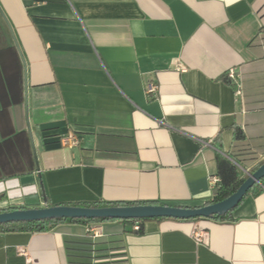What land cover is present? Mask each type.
<instances>
[{"label": "crops", "instance_id": "crops-1", "mask_svg": "<svg viewBox=\"0 0 264 264\" xmlns=\"http://www.w3.org/2000/svg\"><path fill=\"white\" fill-rule=\"evenodd\" d=\"M0 5L28 76L26 87L0 14V211L201 206L217 190L218 153L240 177L264 162V0ZM70 134L77 145L64 143ZM101 223L99 237L75 222L0 232V264H264V186L226 219H151L142 233L135 220Z\"/></svg>", "mask_w": 264, "mask_h": 264}, {"label": "water", "instance_id": "water-1", "mask_svg": "<svg viewBox=\"0 0 264 264\" xmlns=\"http://www.w3.org/2000/svg\"><path fill=\"white\" fill-rule=\"evenodd\" d=\"M0 14L6 22L15 44L25 65V81L28 86L27 64L14 28L0 5ZM264 178V162L254 171L250 172L236 192L227 198L207 203L201 206H179L158 203L112 205L102 207H89L81 205L57 204L45 207L15 208L0 211V224L18 221H32L56 218H113V219H144V218H215L234 209L249 192V190Z\"/></svg>", "mask_w": 264, "mask_h": 264}, {"label": "trees", "instance_id": "trees-1", "mask_svg": "<svg viewBox=\"0 0 264 264\" xmlns=\"http://www.w3.org/2000/svg\"><path fill=\"white\" fill-rule=\"evenodd\" d=\"M235 134H236V139H238V140L245 138V135L241 129H237ZM233 159L235 161L237 160L236 158H233ZM261 164L262 163H259L255 167H253L251 172H254ZM217 169H218L217 174L220 176L221 182L219 184V187L216 190L214 198L209 203L217 202V201H220V200L227 198L228 196H230L231 194L236 192L237 189L240 187V185L246 179V177H240V171H239V168L236 165V163H234L232 159L224 156L221 153H218V155H217ZM260 186H264V178H262L260 183L255 184L249 190V192L260 187ZM246 195H245V197H246ZM243 199H242V201H243ZM148 203H154V202H148ZM130 204H135V203H124V202H106V203H103V202H100V203H92V204L87 203V204H69V205L102 207V206L130 205ZM234 209L230 210L226 214L216 216L215 218L226 219L227 217L230 216L231 212ZM151 219H162V218L136 219V220L140 221V229L133 230V231L142 233L144 231L143 223L145 221L151 220ZM195 219H199V218H195ZM112 220L128 221L129 219H113V218H107V217H101V218H56V219H41V220H32V221L8 222V223L0 224V232H22V231L42 232V231L50 230L52 227H54L55 225H57L61 222H75V223H81V224H85V225L89 226V225H92L93 223H101L104 221H112ZM88 233H90V232L88 231ZM85 243L91 245L92 242L88 240Z\"/></svg>", "mask_w": 264, "mask_h": 264}, {"label": "built area", "instance_id": "built-area-1", "mask_svg": "<svg viewBox=\"0 0 264 264\" xmlns=\"http://www.w3.org/2000/svg\"><path fill=\"white\" fill-rule=\"evenodd\" d=\"M180 67H181L182 70L185 69V67L182 66V65ZM228 75H229V77H231L233 79H236V71H235V69H233V68L230 69L229 72H228ZM157 88H158V85L156 83L149 82L148 85H147V88H146V93L151 96V94H153V93H155L157 91ZM63 141L67 145H77L79 143V138H78V136L76 134H70L69 136H66L65 138H63ZM220 182H221V178H220L219 175L211 176L212 187L217 189L219 187ZM134 229L135 230L140 229V223H139L138 220H135ZM88 231H90V230H88ZM92 231H93V233L91 235L93 237L102 236L103 233H104L102 231V228H101V230L92 229ZM204 236H205V233L202 230H196L194 232V237L198 241H202ZM22 253L27 255L26 251H23Z\"/></svg>", "mask_w": 264, "mask_h": 264}, {"label": "rangeland", "instance_id": "rangeland-1", "mask_svg": "<svg viewBox=\"0 0 264 264\" xmlns=\"http://www.w3.org/2000/svg\"><path fill=\"white\" fill-rule=\"evenodd\" d=\"M101 228H102V231L104 232L105 228H104L103 223H93L92 225H89L86 227L87 230H90L89 232L91 234L93 233L92 229L101 230Z\"/></svg>", "mask_w": 264, "mask_h": 264}]
</instances>
